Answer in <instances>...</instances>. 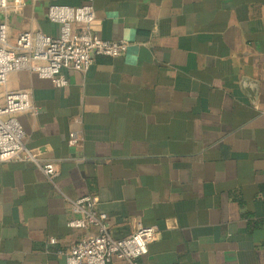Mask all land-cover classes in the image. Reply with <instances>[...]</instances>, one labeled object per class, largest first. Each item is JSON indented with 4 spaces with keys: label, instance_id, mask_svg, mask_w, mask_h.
<instances>
[{
    "label": "crops",
    "instance_id": "1",
    "mask_svg": "<svg viewBox=\"0 0 264 264\" xmlns=\"http://www.w3.org/2000/svg\"><path fill=\"white\" fill-rule=\"evenodd\" d=\"M88 1L122 54L63 69V86L34 71L0 85V105L27 91L24 143L56 171L0 162V264H65L95 231L68 226L86 195L113 237L158 228L131 264H264V0H25L5 16L8 44L56 36L48 6Z\"/></svg>",
    "mask_w": 264,
    "mask_h": 264
},
{
    "label": "built area",
    "instance_id": "2",
    "mask_svg": "<svg viewBox=\"0 0 264 264\" xmlns=\"http://www.w3.org/2000/svg\"><path fill=\"white\" fill-rule=\"evenodd\" d=\"M25 0H0V85L9 73L34 71L55 85H65L63 69L84 72L94 57H115L127 46L124 40L102 39L94 30L95 12L91 1L78 7L50 5L47 19L58 26L56 36L39 31H21L14 42H7L5 16L20 11ZM30 97L25 90L6 91L0 105V162H30L49 180L55 176V160L26 147L25 130L19 115L32 110ZM80 140L75 130L68 132V144ZM71 228L93 227L95 231L74 241L64 252L65 264H107L112 259L131 264L147 252L156 239L158 228L136 223L133 230L122 237H113L107 225V215L96 208V199L86 195L70 201Z\"/></svg>",
    "mask_w": 264,
    "mask_h": 264
}]
</instances>
